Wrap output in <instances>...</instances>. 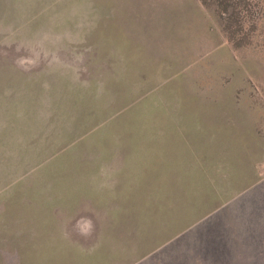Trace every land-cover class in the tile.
<instances>
[{
  "label": "rangeland",
  "instance_id": "374dc122",
  "mask_svg": "<svg viewBox=\"0 0 264 264\" xmlns=\"http://www.w3.org/2000/svg\"><path fill=\"white\" fill-rule=\"evenodd\" d=\"M0 264H264V0H0Z\"/></svg>",
  "mask_w": 264,
  "mask_h": 264
},
{
  "label": "trees",
  "instance_id": "16d2710c",
  "mask_svg": "<svg viewBox=\"0 0 264 264\" xmlns=\"http://www.w3.org/2000/svg\"><path fill=\"white\" fill-rule=\"evenodd\" d=\"M220 18L223 19V17H221L220 14H218V15H217V19L220 20Z\"/></svg>",
  "mask_w": 264,
  "mask_h": 264
}]
</instances>
